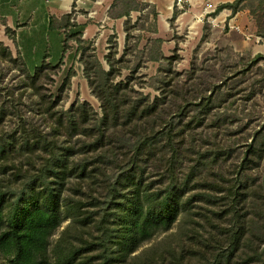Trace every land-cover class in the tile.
I'll return each mask as SVG.
<instances>
[{
	"label": "rangeland",
	"instance_id": "obj_1",
	"mask_svg": "<svg viewBox=\"0 0 264 264\" xmlns=\"http://www.w3.org/2000/svg\"><path fill=\"white\" fill-rule=\"evenodd\" d=\"M250 2L251 8L246 6ZM140 3V10L130 12L127 45L126 17L122 28L116 22L106 25L101 36L97 32L90 40L82 37V44L70 36L75 29L62 20L64 37L69 36L64 53L62 34L49 26L35 32L36 49L26 61L0 53V147L5 149L0 155V186L14 197L21 193L44 160L37 155L40 149L34 155L21 149L24 139L51 133L57 116L72 104L75 118L80 103H88L97 118L102 117L80 54L84 52L91 80L100 90L106 79L95 72L92 55L108 70L105 56L114 37L115 76L108 84L125 83L132 99H159L161 120L175 132L174 179L188 181L184 198L194 196L169 231L156 234L135 253L148 255L149 264H207L232 250L231 264H263L264 34L258 31L264 12L259 1H244L233 18L231 12L217 17L215 10L221 4L214 9L203 3L189 10L186 4L175 3L171 16L165 18L157 5ZM46 55L51 63L33 80ZM256 55L263 58L253 63ZM68 77L69 84L61 91ZM89 117H95L91 110ZM81 139L74 136L71 142L79 147ZM121 145V152H127L125 142ZM165 152L169 159L171 148L166 146ZM158 157L142 169L146 183L164 188L169 183L167 165ZM100 177L101 187L111 179ZM68 223L67 218L52 236V244ZM235 234L238 240L233 243Z\"/></svg>",
	"mask_w": 264,
	"mask_h": 264
},
{
	"label": "trees",
	"instance_id": "obj_2",
	"mask_svg": "<svg viewBox=\"0 0 264 264\" xmlns=\"http://www.w3.org/2000/svg\"><path fill=\"white\" fill-rule=\"evenodd\" d=\"M244 1L249 0L221 4L215 14L223 8L235 14ZM258 1L264 12V0ZM247 5L252 7L251 2ZM141 6L139 0H114L110 7L111 17H126V45L130 39L127 28L130 12L140 10ZM73 14L74 10L63 20L65 26L75 29L70 36L82 44L83 26L71 22ZM260 28L258 34H264V21ZM67 38L63 39L62 53ZM113 38H110L109 54L105 56L108 70L92 55L95 72L106 79L100 90L95 89L91 80V66L84 59V52L80 54L88 84L100 101L102 117L98 119L88 103H80L75 118L72 113L75 104H72L57 116L51 133L24 139L21 149L30 155L40 149L42 154H36L43 155L44 160L37 174L24 182L21 193L14 197L0 186V264H149L147 254L145 258L143 253L135 252L156 234L169 231L180 214L190 208L194 196L184 198L188 181L174 179L175 132L161 120L163 109L159 108V99H132L125 83L114 87L108 84V79L115 76L112 57L117 54V43H112ZM261 58L262 55H256L252 62ZM49 64L43 61L36 67L32 79L39 77L44 65ZM68 84L69 77L61 91ZM89 110L93 111V119L89 117ZM74 136L82 137L79 147L71 142ZM121 142H125L127 152H121L124 148ZM157 145L160 149H156ZM166 146L172 151L169 159L165 158ZM248 149H253V143ZM4 153L5 149L0 147V155ZM157 154L167 165L164 173L169 183L164 188L146 183L142 169ZM100 176L111 179L102 182L101 187ZM67 218L68 225L52 244V236ZM233 238L236 243L237 235ZM231 255L229 250L226 256L216 257L207 264H222V260L224 264H231Z\"/></svg>",
	"mask_w": 264,
	"mask_h": 264
},
{
	"label": "crops",
	"instance_id": "obj_3",
	"mask_svg": "<svg viewBox=\"0 0 264 264\" xmlns=\"http://www.w3.org/2000/svg\"><path fill=\"white\" fill-rule=\"evenodd\" d=\"M158 6L163 17H170L176 0H140ZM232 0H181V3L194 7L203 3L215 7L219 4L231 3ZM113 0H0V53L26 61L34 53L37 31L54 27L62 34V50L64 33L60 24L63 17L74 10L71 22L83 26V39H92L97 32L105 31L106 25L119 24L122 28L123 17L112 18L109 15ZM231 10L223 8L217 17L229 16ZM239 13L236 12L232 18ZM232 18H229L231 20ZM225 19V17L223 18ZM222 19V20H223ZM103 28V30H101ZM44 61L50 62L48 55Z\"/></svg>",
	"mask_w": 264,
	"mask_h": 264
},
{
	"label": "built area",
	"instance_id": "obj_4",
	"mask_svg": "<svg viewBox=\"0 0 264 264\" xmlns=\"http://www.w3.org/2000/svg\"><path fill=\"white\" fill-rule=\"evenodd\" d=\"M176 4L180 5L181 4V0H176Z\"/></svg>",
	"mask_w": 264,
	"mask_h": 264
}]
</instances>
